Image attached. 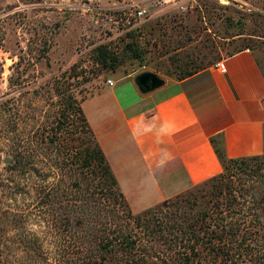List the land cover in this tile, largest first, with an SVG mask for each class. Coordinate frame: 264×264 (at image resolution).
<instances>
[{
	"label": "rangeland",
	"instance_id": "rangeland-1",
	"mask_svg": "<svg viewBox=\"0 0 264 264\" xmlns=\"http://www.w3.org/2000/svg\"><path fill=\"white\" fill-rule=\"evenodd\" d=\"M179 3L138 20L114 0H0V264H63L70 233H79L65 221L70 209L79 211L86 189L102 207L97 161L85 177L75 153L93 147L77 113L104 82L144 73L181 80L243 49L264 77V0ZM262 148L261 159L228 162L223 177L156 207L179 216L245 190L259 200L264 126Z\"/></svg>",
	"mask_w": 264,
	"mask_h": 264
},
{
	"label": "crops",
	"instance_id": "crops-1",
	"mask_svg": "<svg viewBox=\"0 0 264 264\" xmlns=\"http://www.w3.org/2000/svg\"><path fill=\"white\" fill-rule=\"evenodd\" d=\"M219 63V62H218ZM189 77L141 94L133 77L105 82L81 103L128 207L140 214L220 175L211 139L227 159L262 153L264 77L238 51Z\"/></svg>",
	"mask_w": 264,
	"mask_h": 264
},
{
	"label": "trees",
	"instance_id": "trees-1",
	"mask_svg": "<svg viewBox=\"0 0 264 264\" xmlns=\"http://www.w3.org/2000/svg\"><path fill=\"white\" fill-rule=\"evenodd\" d=\"M99 51L104 54L101 48ZM195 73L197 72L186 77ZM78 112L84 132L89 136V144L93 147L82 148V153L79 152L78 155L76 152L75 158L78 156L82 158L80 167L84 170L85 177L93 175L95 171L93 163L97 161L96 167L99 169L100 178L97 177V181L94 182L104 203L96 210L90 200L93 193L86 189L82 205L77 206L79 211L70 209V216L65 221L71 229L75 227L80 234L75 230L70 233L75 243L71 247H66L69 249L62 250L59 262L62 260L63 264H264V188L261 191L257 189L259 200L251 193L252 191L245 190V197L243 193L240 195L242 198L230 194V201L204 211L191 213L192 211L185 210L179 216H167L162 215L161 209L155 207L142 215L132 216L80 107ZM211 144L223 171L194 188L223 177L228 162L261 159L260 156H252L229 160L224 155L221 137L211 139ZM263 167H259V170L264 169ZM85 177L84 182L90 188L92 180ZM259 177L262 179L263 175L259 174ZM262 183L264 184V179ZM78 186L76 185L75 189ZM116 206L117 212L114 211Z\"/></svg>",
	"mask_w": 264,
	"mask_h": 264
},
{
	"label": "built area",
	"instance_id": "built-area-1",
	"mask_svg": "<svg viewBox=\"0 0 264 264\" xmlns=\"http://www.w3.org/2000/svg\"><path fill=\"white\" fill-rule=\"evenodd\" d=\"M121 10L128 11L134 19H145L150 8H157L166 5L178 6L180 0H114ZM181 9H184L181 7ZM217 68L224 74L225 66L223 63H217ZM106 84L112 86V81L107 80Z\"/></svg>",
	"mask_w": 264,
	"mask_h": 264
},
{
	"label": "water",
	"instance_id": "water-1",
	"mask_svg": "<svg viewBox=\"0 0 264 264\" xmlns=\"http://www.w3.org/2000/svg\"><path fill=\"white\" fill-rule=\"evenodd\" d=\"M134 82L141 94L151 93L162 87L164 84L162 80L149 73L138 75L134 79Z\"/></svg>",
	"mask_w": 264,
	"mask_h": 264
}]
</instances>
